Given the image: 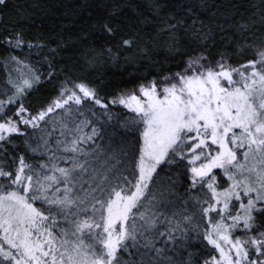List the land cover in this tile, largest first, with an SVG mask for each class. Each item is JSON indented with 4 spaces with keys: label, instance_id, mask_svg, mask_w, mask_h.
Instances as JSON below:
<instances>
[{
    "label": "snow or ice",
    "instance_id": "1",
    "mask_svg": "<svg viewBox=\"0 0 264 264\" xmlns=\"http://www.w3.org/2000/svg\"><path fill=\"white\" fill-rule=\"evenodd\" d=\"M260 4L256 12L201 0L166 13V0H157L159 32L183 59L176 71L111 97L57 67L58 45L43 56L47 76L26 58H0L16 71L0 85V264H264ZM98 26L119 35L117 47L136 43L118 5ZM0 46L37 55L46 47L9 25ZM61 72L54 97L29 99ZM108 101L131 111L123 116ZM192 241L216 254L201 260Z\"/></svg>",
    "mask_w": 264,
    "mask_h": 264
},
{
    "label": "trees",
    "instance_id": "2",
    "mask_svg": "<svg viewBox=\"0 0 264 264\" xmlns=\"http://www.w3.org/2000/svg\"><path fill=\"white\" fill-rule=\"evenodd\" d=\"M157 0H7V9L0 8V29L9 25L15 30L24 29L26 40L43 41L46 45L43 55H37V49L25 46L20 49L9 50L0 46V58L17 55L26 58L28 63L39 65L47 76L49 71L47 56L51 47L58 45L59 51L55 56L57 67H62L73 81H85L89 84H100V95L111 97L124 90H131L139 82L151 80L159 74L173 72L183 57H173L166 45L165 34L160 33L163 27V17L157 18L151 12V5ZM164 3L165 0H159ZM168 8L175 10L178 5L192 4L199 7L201 0H166ZM226 0H207L209 4H222ZM242 4L245 9L259 11L260 0H234ZM118 5L122 11V19L131 25L129 33L135 35L136 43L130 48L117 47L119 35L116 38L102 34L98 21L113 7ZM249 6H254L249 9ZM142 14V15H141ZM201 18L208 22L209 12H201ZM258 19V17H257ZM88 33L87 36L84 34ZM222 33H217L216 50L224 46L220 40ZM126 38V37H125ZM112 47V55H100L95 62L90 58L101 49ZM146 49V51H145ZM190 54V53H189ZM116 56L117 59H112ZM183 66L181 63L180 66ZM9 72L16 75L15 66L6 67L0 59V85L6 83ZM64 72L59 73L55 80L42 83L37 91H33L29 99L33 102L38 97H45L44 102L57 94L58 88L53 87L64 79ZM115 112L127 116L131 110L122 105H111ZM83 111V109H81ZM59 116V113L57 114ZM83 118V117H81ZM91 118V117H89ZM164 175V173H162ZM184 187H187L185 185ZM178 191L183 192L184 188ZM179 211V208L176 209ZM201 249V260L213 255L212 246L191 242ZM168 255H172L171 252ZM178 259H187V252Z\"/></svg>",
    "mask_w": 264,
    "mask_h": 264
},
{
    "label": "rangeland",
    "instance_id": "3",
    "mask_svg": "<svg viewBox=\"0 0 264 264\" xmlns=\"http://www.w3.org/2000/svg\"><path fill=\"white\" fill-rule=\"evenodd\" d=\"M180 67H183V66L181 65ZM176 70H177V68H176L175 70H173V72L176 71ZM140 83H141V82L137 83V84L135 85L134 88L138 87V85H139ZM123 107H124V106H123ZM215 254H216V253H215Z\"/></svg>",
    "mask_w": 264,
    "mask_h": 264
}]
</instances>
